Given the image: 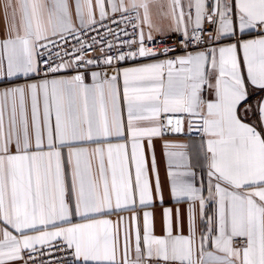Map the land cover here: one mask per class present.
<instances>
[{"label":"snow or ice","instance_id":"6c2138e0","mask_svg":"<svg viewBox=\"0 0 264 264\" xmlns=\"http://www.w3.org/2000/svg\"><path fill=\"white\" fill-rule=\"evenodd\" d=\"M0 12V264H264V0Z\"/></svg>","mask_w":264,"mask_h":264},{"label":"crops","instance_id":"0c3cea01","mask_svg":"<svg viewBox=\"0 0 264 264\" xmlns=\"http://www.w3.org/2000/svg\"><path fill=\"white\" fill-rule=\"evenodd\" d=\"M4 30V21L2 17V12H0V34L3 33ZM178 140L187 142V137H177ZM157 161L160 168L161 177H164L165 169H166V158L162 154V148H161V142L157 141ZM165 198L167 199V193L165 195ZM157 213L159 212V209H156ZM127 215V214H126ZM115 219V217H113Z\"/></svg>","mask_w":264,"mask_h":264},{"label":"built area","instance_id":"2783aa9c","mask_svg":"<svg viewBox=\"0 0 264 264\" xmlns=\"http://www.w3.org/2000/svg\"><path fill=\"white\" fill-rule=\"evenodd\" d=\"M180 137H187V136H180Z\"/></svg>","mask_w":264,"mask_h":264}]
</instances>
